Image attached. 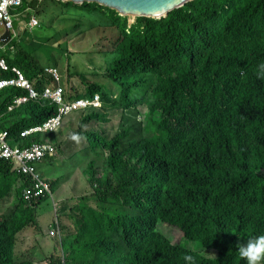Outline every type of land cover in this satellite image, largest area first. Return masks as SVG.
<instances>
[{"label":"trees","instance_id":"trees-1","mask_svg":"<svg viewBox=\"0 0 264 264\" xmlns=\"http://www.w3.org/2000/svg\"><path fill=\"white\" fill-rule=\"evenodd\" d=\"M23 1L12 14L19 11L27 26L43 3ZM45 1L79 11L84 21L77 20V29L110 30L117 38L111 51H100L108 57V82L87 83L76 95L97 93L103 107L82 111L78 127L71 126L83 147L69 141L93 154L84 175L98 204L60 206L68 218L77 210L76 231L61 240L63 254L44 257V263L188 264L184 256L190 254L195 264H245L237 243L264 234V73L258 75L264 0H192L164 18L138 17L133 24L96 3ZM7 44H18L20 53L7 64L42 90L40 68L21 39ZM15 74L0 71V78ZM28 93L15 85L0 89V129L11 133L13 146L45 138L59 144L56 132L21 137L59 107L31 99L12 110ZM118 112L116 129L109 125ZM13 167L0 160V201H18L14 213L0 219V264H35L17 261L14 243L27 227H39L36 207L49 195L24 201L31 181ZM159 224L176 227L209 255L172 242Z\"/></svg>","mask_w":264,"mask_h":264},{"label":"rangeland","instance_id":"rangeland-1","mask_svg":"<svg viewBox=\"0 0 264 264\" xmlns=\"http://www.w3.org/2000/svg\"><path fill=\"white\" fill-rule=\"evenodd\" d=\"M29 2L32 0H28ZM43 8L42 11L39 10L38 13L33 14L40 26L29 30L26 27V23H20L18 20V13L16 11L13 15V21L15 22V30H20L21 45L25 48L26 53L32 54L35 58V62L40 68L41 76L53 77L51 74L53 71L61 77V85L65 89V93L69 97H75L78 93H82L85 84L94 82L107 83L106 77L103 75L104 67L108 63V57L106 54L100 53L103 49L112 50L111 41L117 38V35L110 30H96L93 32H88L84 27L76 28L77 20L80 19L81 22L84 21V17L81 16L79 11L69 10L60 6V4H51L49 1H42ZM129 17V24L134 23L135 17ZM94 21V19H90ZM86 23V22H85ZM26 32L25 35L21 34ZM0 34H3V30L0 29ZM12 45L7 44L6 47L1 50V55L7 59L15 60L17 56L20 55L18 49L19 45L15 44V48L10 47ZM55 67L56 69H51ZM69 69V70H67ZM50 85H54L55 81L49 80ZM110 86L114 84L109 83ZM103 104V103H102ZM79 119V113H74L70 115L66 121V125L77 127V121ZM120 122V112L116 113L111 117V123L109 126H115L118 128ZM91 125V123H89ZM102 126V125H100ZM93 123L91 127H99ZM108 127V126H107ZM68 128L65 127V129ZM90 131V129L88 130ZM57 144V143H55ZM59 144L55 145L57 148ZM69 150L67 151L66 145H62L61 153H74L75 146L72 142L69 143ZM83 147V145H81ZM77 158L73 159V162L68 163L67 161L60 160L59 162L53 161L51 165V172L59 174L65 169H73L75 165L80 163H86L91 160L89 157L90 151H78ZM93 157V155H92ZM49 166V163L47 164ZM57 166L59 169L57 170ZM72 167V168H69ZM47 174V173H46ZM52 183L53 186V198L47 196L36 207V221L40 227H27L21 233L17 235V239L14 243L16 250L17 261L22 260H33L37 264H43L51 254L62 255L63 247L61 245V240L67 236L75 234L76 227V213L71 212L72 217L68 218L67 215H61V203L59 202V190H60V180ZM92 190L88 184V191L83 197H89L86 201L79 199L76 202V206L81 205L82 202L88 206L95 207L98 202L96 199L90 197ZM2 204L7 205V208L0 210L2 214L0 219L11 216L18 204L16 197L12 198L6 197L3 201H0V206ZM76 206H73L76 209ZM5 208V207H4ZM60 219V233L58 236L51 238L49 237V228L47 225L49 223H54ZM47 227V228H46ZM158 231L163 235H166L172 242H180L185 244L183 240V234L176 228L169 226L167 224H159ZM184 241V242H183ZM50 245V246H48ZM191 249L200 251L204 254L208 250L201 249L198 242L189 243ZM48 246V249H47ZM47 257V258H44Z\"/></svg>","mask_w":264,"mask_h":264},{"label":"built area","instance_id":"built-area-1","mask_svg":"<svg viewBox=\"0 0 264 264\" xmlns=\"http://www.w3.org/2000/svg\"><path fill=\"white\" fill-rule=\"evenodd\" d=\"M23 5V0H0V29L3 32L9 31L14 37H19L18 32L15 31V22L13 21L12 11L21 8ZM39 26L38 20L33 17L30 22V28H36ZM2 34H0L1 37ZM4 49V45L0 40V71H13L16 74L11 78H0V89L5 86L15 85L29 88L31 91V96L36 97L38 93L34 91L26 79L25 75L21 72L19 67H12L7 64L5 58L1 55V50ZM52 69V68H51ZM54 78L52 79L57 83L55 89L46 88L44 91V96L50 97L57 102H62L64 94V89L59 85L60 77L56 72L51 73ZM27 98H20L16 102L20 104ZM87 99V98H86ZM98 105V97L95 96L92 101L78 99L76 101H71L70 104L64 105L61 108V112H68L72 109L78 107H85L86 105ZM13 109V106L11 107ZM60 117L50 120L43 129L38 128L31 130L29 132H24L22 136L38 131V130H50L52 131L55 127L60 124ZM11 134L7 130H0V160L13 163V170L18 174L27 175L31 181V184L25 187L22 197L25 201L30 202L33 199H41L47 195L52 196L50 183L48 179L40 176L37 172V164L45 160L47 157H54L57 155V150L55 146L48 141L44 142H34L28 148H22L20 146H13L10 143ZM49 235L54 237L58 236L57 229H51Z\"/></svg>","mask_w":264,"mask_h":264},{"label":"clouds","instance_id":"clouds-1","mask_svg":"<svg viewBox=\"0 0 264 264\" xmlns=\"http://www.w3.org/2000/svg\"><path fill=\"white\" fill-rule=\"evenodd\" d=\"M37 1H39L40 3H42V1H44V0H37ZM23 4H24V1H23ZM22 6H23V5H22ZM22 6H21V7H22ZM18 9H19V8H18ZM15 10H16V9H15ZM31 18H33V16H32ZM132 24H133V23H132ZM14 29H15V28H14ZM15 31H16V30H15ZM16 32H17V31H16ZM3 33H4V32H3ZM9 33H10V32H9ZM10 34H12V33H10ZM19 36H20V35H19ZM14 38H16V37H14V36L12 35V40H13ZM12 40H10V41H12ZM51 68H53V67H51ZM53 69H56V68H53ZM260 73H264V64L259 65V68H258V75H259ZM38 75L40 76V80H42L41 82H42L43 89H42V90H38V89L34 86L33 82H31L29 79L26 78V79L29 81V83H30L32 89H33L34 91H36V92L38 93V95H37L36 97H32V96H31V91H30L29 88L19 86V87H21V88H23V89L28 90L29 93H28L27 95H21V96H18V97L16 98V101H17L18 99H20V98H27V99H26L25 101L21 102L20 104H18V103L15 101L12 110L16 109V108L19 107L21 104H24V103H26L27 101H29V100H31V99H32V100H35V101H38V100H40V99H46V100H49L51 103L58 104V106H59V107H58V113H57L56 115L50 117V119L47 120L42 126L35 127V128H32V129L26 130V131H24V132L26 133V132H29V131H31V130L38 129V128L43 129L44 126H45L50 120H52V119H56V117H58L59 115H61V117H60V124H59L57 127H55L52 131H50V130H48V129H47V130H38V131L31 132V133L27 134L26 136L31 135V134H36V133H41V134L45 135V134H47L48 132H56V133H58V136H59V137L62 135L64 139H66V140H68V141H76V142L81 146V145H82V138H73V137H72V133H71L69 136H67V138H66L65 135H64L63 132H62V129L68 126V129L71 130V126L66 125V121H67V119H68V117H69L70 115H72V114H74V113H79V119H78V121H77V124L79 125L80 114H81L82 111H84V110H86V109H88V108H94V109H100V108H102V107H103V104H102V103H103L102 97H100V95L97 94V93L94 94L92 97H83V96H81V97H79V98H77L76 96H75V97H69V96H67V94L65 93V89H64V87L61 85V77H60V79H59V85L64 89V94H62V97H63L62 102H57V101L53 100V99L50 98V97H46V96H44V91H45L46 88H49V87H50V88H52V89H55V86L57 85L56 82H55L54 85H50V84H49V80H50V79H53L54 76L51 77V78H50V77H46V78H44V77L41 76V73H40V72L38 73ZM83 91H84V90H83ZM82 93H83V92H82ZM95 96L98 97V102H99L98 105H92V104H90V105H86L85 107H78V108L72 109V110H70V111H68V112H66V113L61 112V108H63L64 105H66V104H70L71 101H76V100H78V99H82V100H87V99H88L89 101H92V100L94 99ZM86 98H87V99H86ZM11 107H12V106H11ZM78 125H77V127H78ZM0 130H1V129H0ZM3 130H4V129H3ZM24 132H23V133H24ZM23 133H21V137H23V136H22ZM10 134H11V133H10ZM26 136H24V137H26ZM24 137H23V138H24ZM9 141H10V143H11V140H9ZM44 141L51 142L54 146L57 145V144L53 143L52 138H45V139H43L41 142H44ZM34 142H36V141H34ZM34 142H33V143H34ZM11 144H12V143H11ZM28 147H30V146L22 147V148H28ZM55 148H56V147H55ZM56 150H57V148H56ZM55 156H56V155H55ZM55 156H54V157H55ZM54 157H47L45 160H48V158H54ZM45 160H44V161H45ZM48 181H49V180H48ZM49 182H50V181H49ZM50 197L53 198V195L50 196ZM36 200H39V199H35V201H36ZM24 201H25V200H24ZM26 202H27V201H26ZM28 203H31V201L28 202ZM60 227H61V226H60ZM60 227H59L58 224L56 223V224L52 225L51 227H48V228H49V232H50L51 229H57L58 232L60 233ZM236 235H237L238 237L240 236L239 234H236ZM49 237L54 238V237H57V236L52 237V236L49 235ZM183 240H184V239H183ZM211 240H212V239H211ZM184 241H185V240H184ZM184 241H183V242H184ZM189 243H192V242H186V241H185V244H187V245L190 247ZM181 244H182V243H181ZM236 246H237V250H238L239 257L245 262V264H264V234L256 235V236H254V237H249V238H247L246 242H244V243H237ZM190 248H191V247H190ZM204 254H207V252L204 253ZM16 256H17V255H16ZM184 260H185L186 262H188V264H195V258H194L192 255H190V254H186V255L184 256ZM32 261H33V260H32ZM35 264H37V263L35 262ZM43 264H45V263H43Z\"/></svg>","mask_w":264,"mask_h":264},{"label":"crops","instance_id":"crops-1","mask_svg":"<svg viewBox=\"0 0 264 264\" xmlns=\"http://www.w3.org/2000/svg\"><path fill=\"white\" fill-rule=\"evenodd\" d=\"M31 19H30L29 23L26 26L29 30H33L34 29V28H30L29 27ZM39 26H40V24H39ZM38 27H36V28H38ZM17 32L20 35V30L17 31ZM25 33L26 32L24 31V33L21 34V37H22V35H25ZM5 47H6V45L4 46V48ZM13 48H15V47H13ZM67 70H69V69H67ZM62 132H63V134L65 135L66 138L71 133H72V137L73 138H78L76 136L77 135L76 130H73V132H72L68 128H66V129L63 128ZM52 140L54 141V138H52ZM61 140H66V139H64L63 136L61 135L59 137V139H57L56 141H58V143L60 144ZM69 143L70 142L67 140L66 142L64 141V143H62L61 145H66V149L68 151L69 148H70ZM77 148H78V146L75 145V152L74 153H61L62 152V147L58 146L57 147V155L54 158H48V160H45V161L43 160L42 162L37 164V172H38V174L40 176L48 179L51 183H53L54 181H59L58 179L61 176H63L62 179L60 180V183H59L60 190L58 192V194H59V202L63 206H65V205L76 206V202L79 199H81V197L85 196V194L87 193V191H88V182H87V178H86V176L84 174L86 173V167L88 165V162H86L84 164L83 163L77 164V165L74 166L73 169H65L60 174L58 172H55V174H53L51 172V168L53 167L51 165V163L53 161L59 162L60 160L67 161L68 163L73 162V159L75 157L77 158V156L79 155V153H76V152L79 151ZM92 155H93L92 153H89V157H91V160H92ZM48 163H49V166L47 165ZM56 168L58 170L59 166H57ZM69 168H72V167H69ZM6 208H7V205H5V204H2V206H0V210H4V212H5ZM0 213L2 214V212H0ZM56 223L60 227V219H57V221L54 222V223H49L47 225V227H51L52 225H54ZM48 246H50V245H48ZM48 246H47V249H48Z\"/></svg>","mask_w":264,"mask_h":264},{"label":"water","instance_id":"water-1","mask_svg":"<svg viewBox=\"0 0 264 264\" xmlns=\"http://www.w3.org/2000/svg\"><path fill=\"white\" fill-rule=\"evenodd\" d=\"M63 3L72 2L74 5H82L85 3H96L97 5L106 6L114 9L122 17H147L160 19L177 8L182 7L185 3L192 0H56ZM0 40L3 44L12 40V34L4 31Z\"/></svg>","mask_w":264,"mask_h":264}]
</instances>
